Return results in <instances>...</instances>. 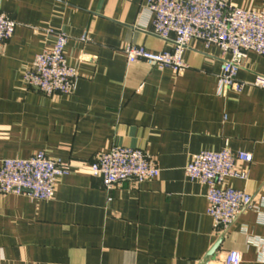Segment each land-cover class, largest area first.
<instances>
[{
	"label": "crops",
	"instance_id": "1",
	"mask_svg": "<svg viewBox=\"0 0 264 264\" xmlns=\"http://www.w3.org/2000/svg\"><path fill=\"white\" fill-rule=\"evenodd\" d=\"M147 0H0L17 26L0 53V163L39 151L54 160L90 162L119 145L158 163L155 179L124 180L107 189L99 177H59L54 196L0 194V264H222L226 251L241 264H264V204L241 213L223 234L207 213L206 186L185 176L201 151L250 153L237 162L246 178L225 186L264 199V89L216 93L223 55L192 39L181 75L128 63L123 49H171L152 35ZM264 10L263 0H230ZM46 29L65 31V54L79 73L72 94L28 89L24 69L51 44ZM87 34L89 41L80 38ZM264 76V56L247 53L239 81Z\"/></svg>",
	"mask_w": 264,
	"mask_h": 264
},
{
	"label": "built area",
	"instance_id": "2",
	"mask_svg": "<svg viewBox=\"0 0 264 264\" xmlns=\"http://www.w3.org/2000/svg\"><path fill=\"white\" fill-rule=\"evenodd\" d=\"M264 1V0H263ZM151 19L152 35L170 42L171 49L153 53L142 46L128 45L123 53L128 63L142 61L148 66L170 69L181 75L187 68L183 54L192 39L206 46L216 45L223 55L217 75L216 93L242 92L246 86L264 89V76L253 81L237 79V73L249 51L264 56V10L242 8L230 0H147L143 7ZM17 23L0 11V53L14 34ZM51 44L36 54L22 73L28 89L51 96L72 94L79 77L77 67L65 54L69 36L65 31L46 29ZM81 41H89L84 34ZM252 155L232 151L227 146L218 151L193 154L184 167L185 176L206 186L207 213L213 220L215 232L223 234L245 211L259 212L264 199L243 190L225 186L227 178L245 179L246 172L237 162H250ZM83 172L101 178L110 189L115 184L132 179L138 183L155 179L160 168L147 152L132 147L112 146L96 154L90 162L66 163L49 158L39 151L28 158H5L0 163V194L27 195L32 200H49L54 196L59 177ZM222 264H241L236 250L225 252Z\"/></svg>",
	"mask_w": 264,
	"mask_h": 264
}]
</instances>
